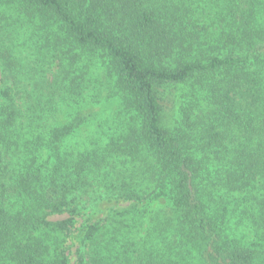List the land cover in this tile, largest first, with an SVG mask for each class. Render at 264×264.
<instances>
[{"label": "trees", "instance_id": "1", "mask_svg": "<svg viewBox=\"0 0 264 264\" xmlns=\"http://www.w3.org/2000/svg\"><path fill=\"white\" fill-rule=\"evenodd\" d=\"M0 264H264V0H0Z\"/></svg>", "mask_w": 264, "mask_h": 264}, {"label": "rangeland", "instance_id": "2", "mask_svg": "<svg viewBox=\"0 0 264 264\" xmlns=\"http://www.w3.org/2000/svg\"><path fill=\"white\" fill-rule=\"evenodd\" d=\"M125 203H108V202H104L101 204V206L98 207V211L99 213L96 215L95 218L97 217H103L105 216L111 209H114V208H119V207H125ZM67 217V216H65ZM82 220L79 219V222H78V226L81 224Z\"/></svg>", "mask_w": 264, "mask_h": 264}]
</instances>
